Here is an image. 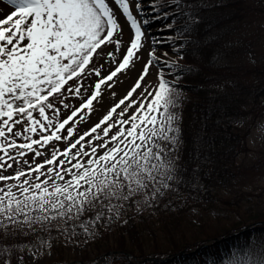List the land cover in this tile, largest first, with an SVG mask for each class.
<instances>
[{"label": "snow or ice", "instance_id": "6c2138e0", "mask_svg": "<svg viewBox=\"0 0 264 264\" xmlns=\"http://www.w3.org/2000/svg\"><path fill=\"white\" fill-rule=\"evenodd\" d=\"M4 2L14 10L0 18V233L46 228L59 220L67 228L69 220L92 213L79 225L91 235L89 226L105 214L119 216L133 198L151 199L170 187L175 171L170 154L180 128L179 114L172 111L174 81L164 67H153L160 59L155 48L144 47L148 37L143 25L149 23L145 3L155 6L157 0ZM125 24L134 34L116 66L101 73L100 57L115 61L125 43ZM145 53L126 94L97 123L77 133V123L93 111L101 86ZM150 69L154 81L145 79ZM93 74V91L85 98L84 81ZM68 96L80 97L78 105L68 103ZM120 105L124 107L117 112ZM132 105L136 107L125 118ZM117 255L125 254L103 253L91 264H114ZM126 258L132 264L130 254ZM226 264H264V255L234 251Z\"/></svg>", "mask_w": 264, "mask_h": 264}, {"label": "trees", "instance_id": "16d2710c", "mask_svg": "<svg viewBox=\"0 0 264 264\" xmlns=\"http://www.w3.org/2000/svg\"><path fill=\"white\" fill-rule=\"evenodd\" d=\"M167 1L174 3L167 15L178 52L170 66L176 90L172 111L179 114L180 128V160L170 187L113 233L105 231V214L89 226L94 240L77 253L68 250L67 239L85 237L79 225L92 213L69 220L67 228L62 221L0 233V264H31L26 253L48 247L53 264H91L110 252L125 254L113 257L114 264H128L129 254L132 264H225L234 251L240 256L264 255V209H244L249 194L233 189L242 174L238 158L247 151V137L264 114V64L253 60L250 43L236 37L241 28L254 24L251 0H162L159 9H168ZM229 191L233 197H228ZM232 230L238 232L204 245Z\"/></svg>", "mask_w": 264, "mask_h": 264}, {"label": "rangeland", "instance_id": "374dc122", "mask_svg": "<svg viewBox=\"0 0 264 264\" xmlns=\"http://www.w3.org/2000/svg\"><path fill=\"white\" fill-rule=\"evenodd\" d=\"M158 1L159 0H157V3ZM166 5L170 10L174 6V3L172 1H168ZM251 5L254 13V20L252 23L254 24L249 26V28L247 27L244 32L240 31L239 35L240 37H243L245 43L248 44L251 42L254 58L257 63L262 65L264 64V0H251ZM145 8V18L148 19L149 23L147 25H143V27H145V36L148 37V39L145 41L144 47L148 48L149 45H152L155 48L156 55L160 57V59L154 63L153 67L157 70H159L161 67H164L166 74H168V78L172 79L167 62L169 61V57L175 56L176 53L174 52V46L169 40V37L172 35V29L169 27V24L171 23L170 18L166 16L167 10L164 12L159 11L156 5L153 6L151 3L147 2L145 3ZM13 10L14 8L12 6L5 3L4 0H0V18H3ZM120 19L123 20L124 18L120 17ZM133 34L134 33L130 28V25L125 24L124 34L122 37V40L125 43L121 45L118 51H116L115 61L107 59L104 56L100 57V64L103 65V67H101V73H106L116 66V62L125 51V45L128 41H130ZM153 40L157 41L154 45ZM111 47L112 46L109 45V48ZM140 51L144 52V48H142ZM146 57L147 53H145V57H142L141 61H137L133 67H130L127 71L122 70L120 73H117L116 77H113L112 81H106V84L101 86V93L93 101V111L87 115H84L83 110L81 113H78V116L84 115V118L76 125L77 133L83 132L97 123L98 120L106 113V111L109 110L113 104L117 103L119 99H121L126 94L136 79L143 59ZM95 78V74H93L91 77L85 78L84 89H82L85 98H87V96L92 93V85ZM149 78H151L153 81L156 79V73L152 69L149 70L148 76L145 77L146 80ZM69 83H71V81ZM109 84L110 86H106ZM143 86L144 85L142 84V87ZM137 91H140V89H137ZM133 95H135V93ZM67 102L72 105H78L80 102V97L68 96ZM125 103H128V101H125ZM123 107L124 105H120V108H117V112H119ZM135 107L136 105H132L128 112H125V118L130 115L132 108ZM70 110L71 109H66L64 111ZM63 115L64 113L62 112L61 116L63 117ZM113 119H115V114L113 115ZM74 120H76L75 117ZM72 123V121L69 122V124ZM101 127H104V125H101ZM97 131H99V129H97ZM112 131H115V128L110 130V134ZM87 139L88 137H85V140ZM247 140L248 149L238 158L242 174L239 176V183L233 189L239 191L241 189V191L247 192L249 194V198L243 200L244 209H248L249 207L254 209H264V114L259 117L255 127H253L251 134L247 137ZM96 142L98 141H93V143ZM59 143L60 146L63 147L65 142L60 141ZM48 147L50 149L51 146L49 145ZM174 153L175 155H172L171 159L174 162L175 169L178 165L177 161H179V155L178 153L176 154V151H174L173 154ZM28 156L31 157L32 153H28ZM36 159L39 161L44 159V157H36ZM9 172H11V169H9ZM2 183L4 182H0V184ZM163 191L164 189H162L154 198L151 199H145L144 195L135 197L132 199L134 203L130 201L120 210L119 216H116L114 213L110 218L107 216L108 220L105 227L106 232L113 233L118 225L127 221L130 216H135L139 212L147 209L149 206H151V204L159 199ZM228 194L229 198L234 196L231 191H229ZM94 237L95 234L91 232V235L87 233L86 236L81 240L77 239L75 241H70V239H67L68 241L66 242V247L68 250H72L73 253H77L87 247ZM27 258L30 260L31 264H52L53 253L50 251V249H47V251L43 250L41 252H31L27 255Z\"/></svg>", "mask_w": 264, "mask_h": 264}]
</instances>
